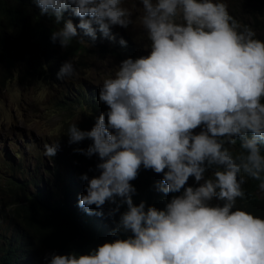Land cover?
Segmentation results:
<instances>
[{
    "label": "clouds",
    "instance_id": "clouds-1",
    "mask_svg": "<svg viewBox=\"0 0 264 264\" xmlns=\"http://www.w3.org/2000/svg\"><path fill=\"white\" fill-rule=\"evenodd\" d=\"M35 3L63 23L43 72L15 74L4 83L17 84L14 95L0 93V264H38L107 203L109 215L126 205L113 232L95 222L116 238L49 254L48 264H264V218L236 207L249 179L264 190V40L224 0H140L139 25L124 0ZM69 9L78 25L65 20ZM94 24L105 37L132 25L150 45L129 44L112 66L80 48L66 54L76 37L86 42L78 30L96 39ZM97 75L100 89L87 81ZM141 167L162 174L159 191L179 195L162 209L134 203Z\"/></svg>",
    "mask_w": 264,
    "mask_h": 264
},
{
    "label": "trees",
    "instance_id": "trees-1",
    "mask_svg": "<svg viewBox=\"0 0 264 264\" xmlns=\"http://www.w3.org/2000/svg\"><path fill=\"white\" fill-rule=\"evenodd\" d=\"M224 2L227 3L230 14L239 21L242 28L245 26L252 28L256 33V38L264 40V0H224ZM132 18L137 25L140 24L139 19L136 17ZM67 19H72L78 25L80 18L74 16L71 9H69L65 13V20ZM62 23L57 25L54 17L41 15L35 0H0L1 87L4 88V83L7 80H11L15 74L23 73L30 78H34L43 72L39 59L49 54L53 45L52 33L62 26ZM93 26L97 28L95 40L84 35L82 30H78L79 36L83 37L86 42L80 43L78 41L80 38L76 37L72 45L66 48L65 53L74 54L80 48L82 59L86 56L88 59L91 56H98L101 60L111 59L106 65L112 66L118 63L119 60L126 58L124 49L129 44L133 47H140L143 43L150 45L148 36H136L132 28H130L132 25L124 29H121V26H113L111 35L108 37H105L99 31L97 25L94 24ZM121 39L127 42L126 45L121 44ZM114 41H116L115 45H113ZM101 60L96 61H100L102 64ZM92 67L93 65L88 68ZM83 130L91 129L83 126ZM195 131L198 133L201 128H197ZM91 143V140H85L84 148L87 149ZM161 179L162 174H156L150 169L141 167L138 177L131 182L137 190L133 195L134 203L139 204L141 201H146V206L155 205L157 208L162 209L172 195H179V193L165 194L159 191L157 185ZM187 184L198 186L194 177H191ZM243 188L246 192V198H238L236 207L264 218V190L259 188V181L249 179L243 185ZM212 203L220 202L213 200ZM114 207V205L107 203L103 207V215L95 214L101 211L99 209V211L89 214L88 218L86 216L77 218L70 228L68 240L63 247L60 250L55 247L47 252L39 253L36 256L38 264H48L45 257L49 254H55L57 251L61 254H69L73 251L78 254H86L100 244L115 239L116 237L113 234H106L95 223L100 217L105 224L112 228L113 232L120 214L126 210V205L122 206L115 215H109L110 209ZM107 231H109L108 228ZM9 247L12 250L16 249L14 243H10ZM2 249L7 250L4 246H2Z\"/></svg>",
    "mask_w": 264,
    "mask_h": 264
},
{
    "label": "rangeland",
    "instance_id": "rangeland-1",
    "mask_svg": "<svg viewBox=\"0 0 264 264\" xmlns=\"http://www.w3.org/2000/svg\"><path fill=\"white\" fill-rule=\"evenodd\" d=\"M124 6L125 7H128L132 11L133 17H136L137 18V16L135 15V13H136L138 15V18H141L142 14H143V7H142V4L140 3L139 0H124ZM94 62L95 61H92V64ZM101 66L103 68H105L104 65L101 64ZM77 74L80 77H85L82 73L77 72ZM72 78L73 77L66 78V79H62V80H59V82L61 84H64V83L70 81ZM37 81L42 82L41 79H38ZM87 81H89L91 83V87H95L96 89H100L102 87V76H100V75H97L96 77H90V78H88ZM33 84H36V82L33 81ZM14 86L16 88L17 87V84L16 83H13L10 86V82H9L8 85H7V87L5 89L4 88L3 89H0V93H4L5 91H7L8 95L10 97V95H14ZM3 102L6 103L7 101H6L5 95L4 94H1L0 95V110H1V107H2ZM57 129L58 128L55 127V131H57Z\"/></svg>",
    "mask_w": 264,
    "mask_h": 264
}]
</instances>
